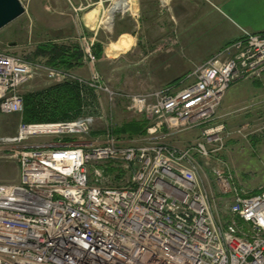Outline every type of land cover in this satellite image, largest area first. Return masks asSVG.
<instances>
[{
	"label": "built area",
	"instance_id": "1",
	"mask_svg": "<svg viewBox=\"0 0 264 264\" xmlns=\"http://www.w3.org/2000/svg\"><path fill=\"white\" fill-rule=\"evenodd\" d=\"M83 54L94 66L89 46ZM38 70L50 80L99 82L96 72L85 80L0 51V112L23 110L19 87ZM263 73L264 33L243 30L198 65L184 86L134 96V109L151 120L150 135L163 126L198 128L197 139L186 146L161 140L126 145L110 133L111 119L100 112L53 123L20 122L14 136L0 141L59 137L12 153L19 180L0 183V264H264V187L234 195L221 219L197 179L196 161L223 148L225 126L214 118L229 86ZM105 90L112 99L115 94ZM97 120L106 123L104 144L90 135ZM102 161L122 163L129 180L122 186L91 183L88 166ZM101 173L95 170L96 177ZM220 177L225 192L229 184Z\"/></svg>",
	"mask_w": 264,
	"mask_h": 264
},
{
	"label": "rangeland",
	"instance_id": "2",
	"mask_svg": "<svg viewBox=\"0 0 264 264\" xmlns=\"http://www.w3.org/2000/svg\"><path fill=\"white\" fill-rule=\"evenodd\" d=\"M80 1L91 5L94 2L104 1L103 13L99 15L100 17L95 23L102 42L107 41L105 37L112 32L115 20L121 14L126 17L138 18L139 16V19L141 17L143 25H148L149 34L151 30H155L158 20L160 22L161 20L166 21L171 9L176 10V7H171L169 11L171 3L166 2V0H122L127 4V9L116 11L113 14L111 25L107 26L103 21L117 0H21L25 12L0 29V50L49 67L44 57L34 54L38 45L46 42L65 45L75 44L79 46L82 52L84 65L83 50L89 46L93 52L95 40L85 33L82 26L81 17L82 13L85 12L83 9L85 4L81 5ZM207 2L209 0H180L178 3L180 25L185 26L189 22L196 21L194 17L197 14L195 13L204 10ZM91 5L86 9L85 15L96 6V4ZM134 7H136L135 10ZM96 10L97 8L91 12L95 13ZM167 21L171 23L170 19ZM180 28L183 29L184 27ZM101 47L97 46L96 49H100L102 54ZM104 47L108 48L109 46ZM124 47L126 46H111L113 51H109V55H114L117 52L116 49ZM224 47L226 46L218 51L223 50ZM203 53V46H138L128 51L127 54L116 58L100 54L101 58L98 60L93 52L96 57L94 66L86 62L87 65L77 72L75 69L81 66L72 70H60L70 72L85 80H91L93 73L96 72L99 78L98 83L93 86L82 85V87L87 86L81 88V94L85 100L84 114H80L78 117L94 113L99 115L98 112L107 114L113 127L110 133L115 135L114 128L117 126L146 117L134 109V96L153 94L164 89L174 90L184 86L190 81L189 74L202 64L195 61ZM193 62L196 64H192ZM178 78L183 79L179 81V84L171 85ZM257 80L260 81L259 85H256L252 79H239L229 86L230 88L226 90L225 97L222 98L214 118L215 123H223L225 126L223 148L208 159L196 158L198 164L197 179L200 185L212 196L215 203L214 212L221 219L227 215L228 207L234 195L251 194L264 187V76ZM65 81H60L58 77L50 80L44 71L38 70L25 84L19 87V93L24 95L27 92L40 90L51 84ZM105 89L115 94L112 99ZM151 99L154 100L155 98L151 96ZM1 114L0 138L14 136L19 123L24 122L22 120L23 110L19 113L4 114V116ZM150 123L151 120L149 119L147 128ZM105 127V122L97 120L93 132L90 134L102 144L106 140ZM147 128L144 135L115 136L126 145L133 146L145 144L152 140H161L176 146H186L194 142L200 133L199 130L191 131L190 129L173 131L163 126L156 134L150 135ZM94 132L95 134H92ZM58 137L55 134H47L30 136L13 143L0 141V182L13 181L18 175V162L12 153L29 147L51 145L57 141ZM82 138L87 139V136ZM73 139L79 138L73 137ZM96 169L100 171L102 169V175L96 177ZM214 169L217 173L214 172ZM88 171L91 183H95L98 179V181L105 183L110 181L111 185L114 186H122L129 180V173L123 169L120 162L90 163ZM217 174L229 184L225 192H221L219 189Z\"/></svg>",
	"mask_w": 264,
	"mask_h": 264
},
{
	"label": "crops",
	"instance_id": "3",
	"mask_svg": "<svg viewBox=\"0 0 264 264\" xmlns=\"http://www.w3.org/2000/svg\"><path fill=\"white\" fill-rule=\"evenodd\" d=\"M103 2H94L92 5L96 4V6L85 15L86 9L91 4L80 1L81 5L83 3L85 4L83 7L85 12L82 13L81 23L85 33L95 40V48H93L94 54L95 51L98 52L96 49L97 46H102V54L106 57L111 56L116 58L120 55H125L128 51L138 46H203L204 53L199 55L195 61L197 63H203L223 46L239 38L243 30L251 33H264V0H209L204 6V10L195 13L197 14L194 17L196 21L186 24V28L183 25L181 26L179 21L180 7L178 3L180 0H166V2L171 3L169 11L171 7H176L177 10L171 9V15L168 14L169 18L167 20L170 19L171 23L167 20H161V22L158 20L155 30H151L148 34V25H143L141 17L139 19V16L138 18L134 16L126 17L121 14L117 16L112 32L105 37L107 41L102 42L100 41L101 36L98 34V28H96L95 23H97L96 21L100 17L99 15L103 13ZM95 8L97 10L95 13H92L91 11ZM133 9L135 10L136 7ZM180 27L184 28L181 29ZM104 46L109 47L106 48ZM111 46L126 47L116 49L117 52L114 55H109V51H113L110 48ZM100 54V51L95 54L98 60L101 58L102 54ZM195 62L192 64L195 65ZM85 65H87L86 62L80 68L75 69V72L83 69ZM262 76H264V73ZM254 82L256 85L260 84V81L257 79ZM225 94L223 97H225ZM1 115L4 116V113ZM190 130L196 131L198 128ZM18 180L19 166L18 175L15 180L0 183H16ZM261 189L254 191L253 194L259 193Z\"/></svg>",
	"mask_w": 264,
	"mask_h": 264
},
{
	"label": "trees",
	"instance_id": "4",
	"mask_svg": "<svg viewBox=\"0 0 264 264\" xmlns=\"http://www.w3.org/2000/svg\"><path fill=\"white\" fill-rule=\"evenodd\" d=\"M98 52L95 51V54ZM34 54L44 57L46 64L55 69L72 70L83 65L82 52L75 44L46 42L38 45ZM182 79L174 80L171 85L179 84ZM84 87L87 86L82 87L77 81H65L25 93L22 95V120L25 123H51L75 119L80 114H84L85 100L81 94V88ZM148 124L149 119L146 117L134 119L114 128V133L127 137L144 135Z\"/></svg>",
	"mask_w": 264,
	"mask_h": 264
},
{
	"label": "water",
	"instance_id": "5",
	"mask_svg": "<svg viewBox=\"0 0 264 264\" xmlns=\"http://www.w3.org/2000/svg\"><path fill=\"white\" fill-rule=\"evenodd\" d=\"M25 12L21 0H0V29Z\"/></svg>",
	"mask_w": 264,
	"mask_h": 264
},
{
	"label": "bare ground",
	"instance_id": "6",
	"mask_svg": "<svg viewBox=\"0 0 264 264\" xmlns=\"http://www.w3.org/2000/svg\"><path fill=\"white\" fill-rule=\"evenodd\" d=\"M127 9V4L122 0H117L113 4L112 8L109 10V14L104 19V24L107 26L111 25L113 14L116 11H125Z\"/></svg>",
	"mask_w": 264,
	"mask_h": 264
}]
</instances>
